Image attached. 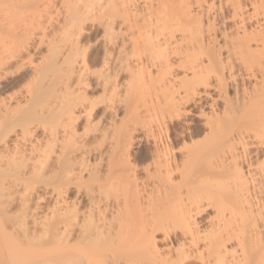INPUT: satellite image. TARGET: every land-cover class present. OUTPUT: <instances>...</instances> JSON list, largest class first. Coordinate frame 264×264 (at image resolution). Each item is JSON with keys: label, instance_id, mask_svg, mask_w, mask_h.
Instances as JSON below:
<instances>
[{"label": "bare ground", "instance_id": "6f19581e", "mask_svg": "<svg viewBox=\"0 0 264 264\" xmlns=\"http://www.w3.org/2000/svg\"><path fill=\"white\" fill-rule=\"evenodd\" d=\"M0 264H264V0H0Z\"/></svg>", "mask_w": 264, "mask_h": 264}, {"label": "rangeland", "instance_id": "374dc122", "mask_svg": "<svg viewBox=\"0 0 264 264\" xmlns=\"http://www.w3.org/2000/svg\"><path fill=\"white\" fill-rule=\"evenodd\" d=\"M124 77V76H123ZM126 94V93H125ZM206 111H207V109H206Z\"/></svg>", "mask_w": 264, "mask_h": 264}]
</instances>
